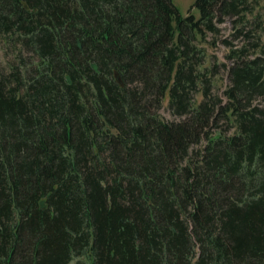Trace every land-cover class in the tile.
<instances>
[{"label": "trees", "instance_id": "obj_1", "mask_svg": "<svg viewBox=\"0 0 264 264\" xmlns=\"http://www.w3.org/2000/svg\"><path fill=\"white\" fill-rule=\"evenodd\" d=\"M252 2L0 0V34L33 56L0 77V264H264ZM228 18L244 42L221 97L197 40Z\"/></svg>", "mask_w": 264, "mask_h": 264}, {"label": "rangeland", "instance_id": "obj_2", "mask_svg": "<svg viewBox=\"0 0 264 264\" xmlns=\"http://www.w3.org/2000/svg\"><path fill=\"white\" fill-rule=\"evenodd\" d=\"M195 0H172L182 16L187 13L193 14L196 18L199 17V11L194 6ZM255 3L252 2L250 10L253 9ZM263 10L259 5L255 6L253 12H247L246 22L244 23L246 31H250L251 35L248 40V52L251 53L253 43H257L259 48L255 51L259 52L260 47L264 46V15ZM261 13L258 19L253 17ZM240 29V24L236 22V18H228L219 24V32L216 35L207 33L205 37L198 38L197 44L203 49V65L200 67H207L212 81V94L222 95L223 90L228 84L227 70L224 66L231 62L228 55L233 48H239L244 42V37L237 29ZM32 54L27 50H20L18 45L10 39L0 34V77H8L10 72L22 70L24 65L30 64ZM25 63V64H23ZM201 100V95H196V101ZM158 114L166 121L178 120L179 117L172 111L168 104V93L165 94L162 105L158 109ZM220 128L225 129L226 125L223 120L218 121ZM232 129L228 133H232Z\"/></svg>", "mask_w": 264, "mask_h": 264}]
</instances>
